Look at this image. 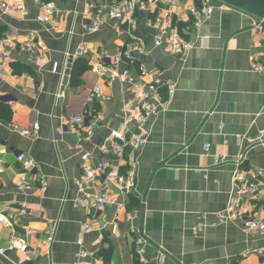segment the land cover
Listing matches in <instances>:
<instances>
[{
  "label": "crops",
  "instance_id": "obj_1",
  "mask_svg": "<svg viewBox=\"0 0 264 264\" xmlns=\"http://www.w3.org/2000/svg\"><path fill=\"white\" fill-rule=\"evenodd\" d=\"M90 1L47 0L54 9L45 25L37 21L42 10L37 0H22L26 16L0 11V37L12 33L22 42L34 34L45 55L36 61L16 51L8 73L0 77V214L14 224V230L0 224V246L8 247L15 232L39 252L33 261L18 251L0 255V264H77L81 251L88 254L83 264H105L99 257L103 249H112V264H139L132 226L142 228L147 238L142 245L146 264H264L258 255L264 253L263 235L217 218L236 191L238 171L264 172V143H251L264 130V74L253 68L264 65V21L212 2L214 13L200 32H193L191 21L182 25L192 29L188 38L195 45L174 57L155 46L147 15L139 16L137 36L147 54L134 59L172 82L174 93L145 124L146 142L129 168L130 150L123 157L112 150L114 134L125 126L123 108L133 95L124 93L111 74L102 79L94 72L102 54L115 56L128 37L117 22L86 35ZM180 4L185 14L197 6L196 0ZM80 48L87 54L79 57ZM78 59L87 62L88 70L76 86L71 71ZM132 74L138 78L135 70ZM97 87L101 95L92 101ZM80 114L95 115L90 138L85 132L56 131L64 119ZM35 123L40 124L36 137L14 129H31ZM15 150L38 165L40 174L29 180L35 186L45 183L44 193L18 190L22 167ZM85 154L94 165L119 167L134 180L128 193L111 191L128 213L140 210L139 219L123 216L115 222L116 209L90 212L81 202L76 181ZM219 158L224 161L216 164ZM249 202L253 215L264 221V192Z\"/></svg>",
  "mask_w": 264,
  "mask_h": 264
},
{
  "label": "built area",
  "instance_id": "obj_2",
  "mask_svg": "<svg viewBox=\"0 0 264 264\" xmlns=\"http://www.w3.org/2000/svg\"><path fill=\"white\" fill-rule=\"evenodd\" d=\"M37 1L42 9L37 21L45 25L50 22V14L54 9V4L47 2V0ZM109 2V5H102L101 0L89 2L88 8L91 17L85 22L83 30L88 36L96 35L109 22H117L128 37V42L115 56L102 54V62L94 67V72L102 79L111 74L112 81L117 80L124 93L130 92L133 95V99L127 102L123 108L125 126L122 132L114 134L115 143L112 151L113 154L123 157L125 151L130 150L126 164L129 165V168H134V152L146 142L145 124L150 118L158 114V107H164L169 103L174 93L172 82L162 81L159 76L148 71L145 66L138 65L134 59V55L147 54V50L137 36L139 16L141 14L147 15L145 25L147 29L153 32L155 46L163 47L174 57H182L195 45L188 38L192 34V29L184 28L182 25L191 21L193 32H200L203 24L212 17L214 7L213 1L201 0L199 6L192 7L189 14H185L180 0H109ZM0 11L4 14L27 15L22 0H0ZM16 51L27 53L36 61L45 57L43 43L36 40L34 34L21 42L16 41L14 35L9 33L0 37V77L3 78L8 73L11 55ZM87 52L86 48H80L77 55L81 57ZM253 68L264 74V65L254 64ZM132 70L137 72L138 78L133 76ZM146 78H151V81H145ZM36 88L37 86L33 85V89ZM163 89H165V94L161 92ZM100 95L101 88L97 87L91 100H96ZM136 105L137 108H135ZM94 119L95 115L93 114L87 117L81 114L76 115L64 119L56 131L60 134L85 132L87 138H90L93 134L91 123ZM14 129L21 136L32 138L39 134L40 124L35 123L31 129H21L17 126ZM251 143L263 144L264 130ZM14 155L22 167L18 190L28 193H44L46 190L45 183L39 182V186H35L29 180L31 177L40 174L38 165L23 151L15 150ZM81 161L82 175L76 181V187L83 196L81 202L89 207L90 212L91 210L100 212L106 208H114L117 211L114 218L115 222H118L123 216L131 222L140 218V210L128 213L125 205L118 203L111 191V187L117 188L121 193H128L134 189L135 182L127 173L124 174L119 167H111L109 164L94 165L91 156L88 154L83 155ZM223 161V158H219L216 164ZM236 174V191L227 209L219 213L217 218L219 222L238 221L246 231L264 236V221L253 215L249 202L259 193L264 192V172L261 170H240ZM22 213L25 214L26 212L23 211ZM0 224L14 230V224L3 213L0 214ZM216 225L212 224L211 227ZM89 229V225H84L85 231H89ZM131 232L136 237L135 254L137 260L139 264H146L142 249L143 243L147 242L144 231L140 227L132 226ZM30 234L35 235V232L31 231ZM53 240L51 236L47 243L50 244ZM15 251L24 254L26 260L29 261H33L39 256L36 248L31 247L24 237L14 232L11 235L9 246H0V255L5 256ZM258 255L264 256V253L259 252ZM87 256L85 251H81L78 254L77 264H83Z\"/></svg>",
  "mask_w": 264,
  "mask_h": 264
},
{
  "label": "water",
  "instance_id": "obj_3",
  "mask_svg": "<svg viewBox=\"0 0 264 264\" xmlns=\"http://www.w3.org/2000/svg\"><path fill=\"white\" fill-rule=\"evenodd\" d=\"M264 21V0H215Z\"/></svg>",
  "mask_w": 264,
  "mask_h": 264
},
{
  "label": "trees",
  "instance_id": "obj_4",
  "mask_svg": "<svg viewBox=\"0 0 264 264\" xmlns=\"http://www.w3.org/2000/svg\"><path fill=\"white\" fill-rule=\"evenodd\" d=\"M200 2L201 0H196L197 6L200 5ZM86 70H88V66H87V62L84 59H78L74 63L71 71V78L73 85L79 86L82 84L80 78ZM137 207H139V204L137 205ZM99 257L103 259L105 264H112V249H103L99 253ZM136 264L138 263L136 262Z\"/></svg>",
  "mask_w": 264,
  "mask_h": 264
},
{
  "label": "rangeland",
  "instance_id": "obj_5",
  "mask_svg": "<svg viewBox=\"0 0 264 264\" xmlns=\"http://www.w3.org/2000/svg\"><path fill=\"white\" fill-rule=\"evenodd\" d=\"M211 1H213V2H215V3H217V4H219V2H217V1H215V0H211Z\"/></svg>",
  "mask_w": 264,
  "mask_h": 264
}]
</instances>
